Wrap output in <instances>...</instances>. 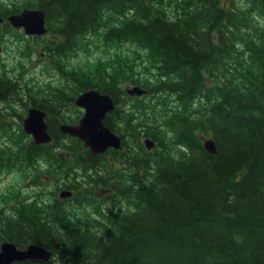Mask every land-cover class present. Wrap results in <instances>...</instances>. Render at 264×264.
Listing matches in <instances>:
<instances>
[{
  "label": "trees",
  "instance_id": "trees-1",
  "mask_svg": "<svg viewBox=\"0 0 264 264\" xmlns=\"http://www.w3.org/2000/svg\"><path fill=\"white\" fill-rule=\"evenodd\" d=\"M24 9L49 33L0 56V175L41 170L52 189L0 204V247L52 258L13 264H264V0H0L5 21ZM18 32L0 24L2 45ZM41 46L56 82L39 87L27 70ZM87 90L114 100L120 150L93 155L60 131ZM30 107L52 143L24 131Z\"/></svg>",
  "mask_w": 264,
  "mask_h": 264
},
{
  "label": "water",
  "instance_id": "water-1",
  "mask_svg": "<svg viewBox=\"0 0 264 264\" xmlns=\"http://www.w3.org/2000/svg\"><path fill=\"white\" fill-rule=\"evenodd\" d=\"M45 12L40 9H25L20 14L10 16L8 21L16 29H24L27 35L42 36L48 32L46 28ZM4 19L0 18V24ZM1 52V46H0ZM127 93L132 96H142L146 91L140 87L128 89ZM3 93L0 91V101ZM1 104V103H0ZM77 107L83 109L84 114L76 125H62L60 130L84 143L93 155L105 153L109 149L120 150L122 141L119 136L105 125L106 117L115 109V103L108 94L100 93L96 90H87L75 101ZM47 113L31 108L24 119V131L33 137L37 145L49 144L52 137L48 131L46 122ZM147 150L155 148V143L151 139L144 141ZM205 149L212 155L218 153L214 140L205 142ZM71 191H63L61 198H70ZM52 252L38 245H31L25 250L19 249L14 243L5 242L0 247V264H13L25 260L49 261Z\"/></svg>",
  "mask_w": 264,
  "mask_h": 264
},
{
  "label": "rangeland",
  "instance_id": "rangeland-1",
  "mask_svg": "<svg viewBox=\"0 0 264 264\" xmlns=\"http://www.w3.org/2000/svg\"><path fill=\"white\" fill-rule=\"evenodd\" d=\"M18 39H20V40L24 39L23 35H20L19 33H15L14 36H10V40L7 39V41L9 40L7 42V44H8L7 46L0 44V46H1L0 56L3 57L2 61H5V63H12L13 60L18 58V56H16V53H18L20 48L22 47V45H20V41ZM45 41L46 40L39 41V42H41V44H44ZM32 44L34 45V43H32ZM42 50H43L42 46H41V49L38 48V53L35 52L36 56H35L34 60H32V64L30 65V69L27 70L28 80L30 81V84L35 82L37 84V86L39 85V87L41 86L40 84H42V81H44V80L47 81V82H44L46 84L49 82H52V83L56 82L55 81L56 79L49 78V76L54 74V73H52V69H50L48 71L45 69H42V70L38 69L40 64H43L45 62L44 63V65H45L47 62L45 60H42L43 58H41L42 56H44V55H42ZM31 53H33V52H31ZM38 63H39V65H38ZM31 66L33 68H31ZM35 66H37V67H35ZM11 68H13L12 65H9V68L6 67V70L8 73H9V71H12ZM0 103H1L0 104L1 109H3L2 108L3 102L0 101ZM30 108H29V110H30ZM28 111L26 113V116L28 115ZM26 116H25V118H26ZM64 125H66V124H64ZM39 168H40V166H39ZM43 176H44V174L41 173V170H38L37 183H35V180H34L32 173H30V175H28V173L25 171H23L22 173H17V172L14 173L13 172V173H9V174L0 175V189L2 190L1 193H2V195H6V197L0 196V204H6L5 201L10 202L11 200H15L16 197L19 199L22 198V199H24V201L25 200L26 201H28V200L32 201V199H37V198L39 199L40 196H43V194L46 191H48L49 189H52V188L46 187V185H48L49 179H45V178H43ZM57 189H58V187H55V190H57ZM63 191H65V189L61 188L60 191L58 192L59 198H60V195Z\"/></svg>",
  "mask_w": 264,
  "mask_h": 264
},
{
  "label": "flooded vegetation",
  "instance_id": "flooded-vegetation-1",
  "mask_svg": "<svg viewBox=\"0 0 264 264\" xmlns=\"http://www.w3.org/2000/svg\"><path fill=\"white\" fill-rule=\"evenodd\" d=\"M15 14H18V13H15ZM5 22L8 23L10 26H12L13 29L18 30V31H19L18 33H20V34L23 33V34H24V31H23L22 29L20 30V29H16L15 27H13V25L8 21V18H7V21L4 20L3 23H5ZM3 23H2V24H3ZM22 31H23V32H22ZM28 37H29V39H31V40H33V41H35V42H37V41H36V38H38V39L40 38V37H38V36H34V35H33V36H28ZM5 38H7L6 35H5ZM0 44H2V43L0 42ZM39 48L41 49V47H39Z\"/></svg>",
  "mask_w": 264,
  "mask_h": 264
}]
</instances>
